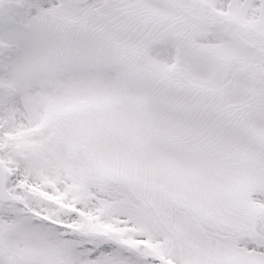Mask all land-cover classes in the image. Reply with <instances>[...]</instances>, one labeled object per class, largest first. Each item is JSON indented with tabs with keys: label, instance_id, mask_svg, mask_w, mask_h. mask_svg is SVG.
<instances>
[{
	"label": "snow or ice",
	"instance_id": "obj_1",
	"mask_svg": "<svg viewBox=\"0 0 264 264\" xmlns=\"http://www.w3.org/2000/svg\"><path fill=\"white\" fill-rule=\"evenodd\" d=\"M0 264H264V0H0Z\"/></svg>",
	"mask_w": 264,
	"mask_h": 264
}]
</instances>
